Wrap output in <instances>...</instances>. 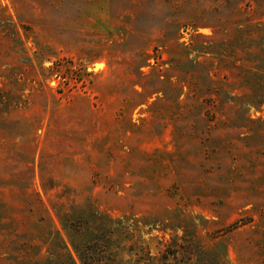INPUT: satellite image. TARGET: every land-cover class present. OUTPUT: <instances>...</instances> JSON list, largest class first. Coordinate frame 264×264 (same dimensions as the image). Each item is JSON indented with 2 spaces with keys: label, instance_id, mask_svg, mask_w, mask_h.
I'll return each mask as SVG.
<instances>
[{
  "label": "rangeland",
  "instance_id": "374dc122",
  "mask_svg": "<svg viewBox=\"0 0 264 264\" xmlns=\"http://www.w3.org/2000/svg\"><path fill=\"white\" fill-rule=\"evenodd\" d=\"M264 264V0H0V264Z\"/></svg>",
  "mask_w": 264,
  "mask_h": 264
},
{
  "label": "trees",
  "instance_id": "16d2710c",
  "mask_svg": "<svg viewBox=\"0 0 264 264\" xmlns=\"http://www.w3.org/2000/svg\"><path fill=\"white\" fill-rule=\"evenodd\" d=\"M80 258H81V257H80ZM81 260H82V263H83V264H88V263L85 262L84 258H81ZM71 264H74V263L71 261Z\"/></svg>",
  "mask_w": 264,
  "mask_h": 264
}]
</instances>
